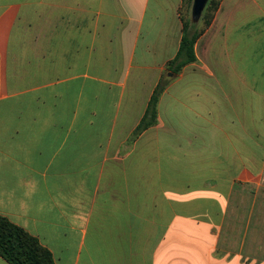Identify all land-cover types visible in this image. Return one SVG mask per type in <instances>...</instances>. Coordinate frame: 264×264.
Returning a JSON list of instances; mask_svg holds the SVG:
<instances>
[{
  "label": "crops",
  "instance_id": "1",
  "mask_svg": "<svg viewBox=\"0 0 264 264\" xmlns=\"http://www.w3.org/2000/svg\"><path fill=\"white\" fill-rule=\"evenodd\" d=\"M183 6L0 0V215L56 264H264L248 215L221 246L235 182L264 174V0H221L173 76Z\"/></svg>",
  "mask_w": 264,
  "mask_h": 264
},
{
  "label": "trees",
  "instance_id": "2",
  "mask_svg": "<svg viewBox=\"0 0 264 264\" xmlns=\"http://www.w3.org/2000/svg\"><path fill=\"white\" fill-rule=\"evenodd\" d=\"M221 0H209L199 21L181 16L182 38L176 56L168 63V71L175 76L186 65L196 61L195 44L213 21ZM193 0H184V4ZM204 21L202 28H199ZM170 78H162L156 85L147 109L134 131V137L158 122V104ZM0 257L9 264H56L52 253L40 241L20 226L0 215Z\"/></svg>",
  "mask_w": 264,
  "mask_h": 264
},
{
  "label": "rangeland",
  "instance_id": "3",
  "mask_svg": "<svg viewBox=\"0 0 264 264\" xmlns=\"http://www.w3.org/2000/svg\"><path fill=\"white\" fill-rule=\"evenodd\" d=\"M191 9L192 3H185L181 10V16L185 19L192 17ZM203 25L204 21H201L199 28H202ZM172 146L175 148L177 145L175 143ZM192 156L193 155L190 154L189 158ZM232 195L233 198L230 204L231 212L226 219L224 224L225 229L221 235L222 250L224 249L225 251H228L235 250L237 248L240 241L239 238L241 237L239 233L242 228L239 226L243 217L246 215H248V218L250 217L248 223L250 225L249 229L253 230V234L249 240L254 243H259L262 246L264 234L260 237L258 231L264 229V174L257 179L256 183H253L251 180L246 181V178H244V181H236L233 187ZM243 213L246 214L243 215ZM245 221L248 222V220ZM254 251H256V248H254Z\"/></svg>",
  "mask_w": 264,
  "mask_h": 264
},
{
  "label": "water",
  "instance_id": "4",
  "mask_svg": "<svg viewBox=\"0 0 264 264\" xmlns=\"http://www.w3.org/2000/svg\"><path fill=\"white\" fill-rule=\"evenodd\" d=\"M208 2L209 0H193L191 15L194 20L199 21L201 19Z\"/></svg>",
  "mask_w": 264,
  "mask_h": 264
}]
</instances>
